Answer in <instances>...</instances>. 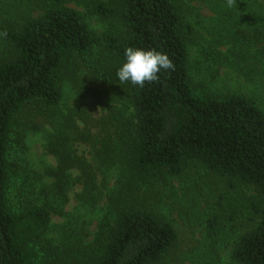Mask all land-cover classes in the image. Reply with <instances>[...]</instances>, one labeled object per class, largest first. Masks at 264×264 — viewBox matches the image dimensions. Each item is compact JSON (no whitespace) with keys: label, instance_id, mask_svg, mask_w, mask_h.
<instances>
[{"label":"trees","instance_id":"1","mask_svg":"<svg viewBox=\"0 0 264 264\" xmlns=\"http://www.w3.org/2000/svg\"><path fill=\"white\" fill-rule=\"evenodd\" d=\"M191 1L0 0V264H163L178 249L160 204L175 180L185 215L203 200L211 213L191 264H223L224 250L264 264V6L212 0L202 19ZM129 46L174 70L121 84ZM225 69L254 87H228Z\"/></svg>","mask_w":264,"mask_h":264},{"label":"rangeland","instance_id":"2","mask_svg":"<svg viewBox=\"0 0 264 264\" xmlns=\"http://www.w3.org/2000/svg\"><path fill=\"white\" fill-rule=\"evenodd\" d=\"M11 1H17V0H11ZM212 0H192L190 4L195 7L198 10V16L202 19L204 18H210L214 15L211 9V3ZM260 2L264 6V0H260ZM72 7L79 8L80 10H83V8L78 7L75 2L70 3ZM241 16V15H238ZM92 24L96 27V29L100 32H102L105 28V25L97 19H91ZM197 53V47L193 49V54L196 55ZM201 59V58H200ZM227 72L230 74L231 78L226 80L225 83L230 88H240L245 87V90H248L249 88H253V84H247L242 77H240L236 72L229 71L227 69L224 70V73ZM223 73V71H222ZM73 101H71V104ZM86 104L91 112V115L94 118H98V116L101 113V110L99 107H97L95 104L93 98H86ZM83 127V124H82ZM43 144H44V137L42 135H37L33 138L31 145V151L33 153V157L40 158L43 157L42 151H43ZM79 152L85 153L88 155L89 147L85 144L78 145ZM49 162L55 163V160L52 156H49L47 158ZM77 171H73L74 175H76ZM203 179H205L208 183L213 182L215 177L212 174H203ZM205 176V177H204ZM184 182L182 180H175L170 188L171 191L164 192L165 196L163 200L161 201V207L165 210H167L171 217L175 220V226L178 231V249H176L171 256L163 263V264H191V261L189 258H187L186 255L190 253V251L197 245H199V242L202 240L203 234H204V227H206V219L211 214L205 213L204 210L207 208V203L205 200L200 201V210L197 211L199 208L196 206H193L191 208L194 209L193 213H190L189 215H185L182 211L183 208V202H184V196L185 192L183 189ZM82 190L81 185H77L74 187L69 195H68V202L66 204V212H70L73 210V208L77 205V193ZM212 199L216 201V198L214 195L211 196ZM190 205H193L191 202L190 197L188 196L186 198V201L184 203V207H189ZM190 208V209H191ZM189 209V210H190ZM166 211V212H167ZM203 212V213H202ZM93 221L91 225V229H95L97 222L96 218H91ZM52 221L54 224H62L65 221V218L63 216L54 215L52 218ZM54 235H57L56 233ZM91 238V237H90ZM222 262L223 264H231L230 259V252L229 250H224L222 252Z\"/></svg>","mask_w":264,"mask_h":264},{"label":"clouds","instance_id":"3","mask_svg":"<svg viewBox=\"0 0 264 264\" xmlns=\"http://www.w3.org/2000/svg\"><path fill=\"white\" fill-rule=\"evenodd\" d=\"M228 3L230 6L232 0H228ZM167 70H174V64L166 53L129 46L124 50V61L117 69L116 77L121 84L129 83L143 88L146 83L157 81L159 74Z\"/></svg>","mask_w":264,"mask_h":264}]
</instances>
